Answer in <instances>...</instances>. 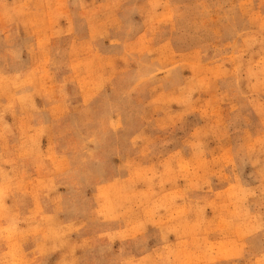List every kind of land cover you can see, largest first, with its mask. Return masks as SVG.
Listing matches in <instances>:
<instances>
[{"label":"rangeland","instance_id":"374dc122","mask_svg":"<svg viewBox=\"0 0 264 264\" xmlns=\"http://www.w3.org/2000/svg\"><path fill=\"white\" fill-rule=\"evenodd\" d=\"M0 264H264V0H0Z\"/></svg>","mask_w":264,"mask_h":264}]
</instances>
